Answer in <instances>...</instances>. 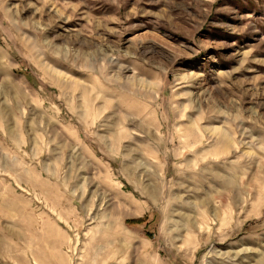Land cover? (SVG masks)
Masks as SVG:
<instances>
[{"label":"rangeland","instance_id":"obj_1","mask_svg":"<svg viewBox=\"0 0 264 264\" xmlns=\"http://www.w3.org/2000/svg\"><path fill=\"white\" fill-rule=\"evenodd\" d=\"M0 264H264V0H0Z\"/></svg>","mask_w":264,"mask_h":264},{"label":"trees","instance_id":"obj_2","mask_svg":"<svg viewBox=\"0 0 264 264\" xmlns=\"http://www.w3.org/2000/svg\"><path fill=\"white\" fill-rule=\"evenodd\" d=\"M133 222V221H132Z\"/></svg>","mask_w":264,"mask_h":264}]
</instances>
